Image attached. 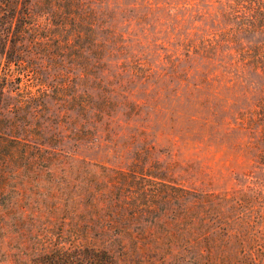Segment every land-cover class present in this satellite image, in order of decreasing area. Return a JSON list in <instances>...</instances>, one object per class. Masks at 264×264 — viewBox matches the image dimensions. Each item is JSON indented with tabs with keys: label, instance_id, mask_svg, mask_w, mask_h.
Listing matches in <instances>:
<instances>
[{
	"label": "trees",
	"instance_id": "16d2710c",
	"mask_svg": "<svg viewBox=\"0 0 264 264\" xmlns=\"http://www.w3.org/2000/svg\"><path fill=\"white\" fill-rule=\"evenodd\" d=\"M124 1L0 0V196L8 177L29 178L44 165L52 174L51 208L57 217L67 210L77 235L69 243L42 241L31 264L212 263L165 254L168 242L158 229L169 213L161 212L159 202L181 200L177 222L191 224L193 191L172 186L173 196L165 179L155 182L151 165L139 167L140 156L150 157L154 146L136 150L127 168L107 160L121 155L111 112L128 106L137 114L140 104L115 100L116 89L103 78L147 80L156 70L141 53L150 45L148 29L140 36L131 26L122 30L124 24H148L152 13L162 19L181 8L199 15L193 39L179 41L193 53L196 105L215 114L218 126L264 138V0ZM129 12L134 18L120 24ZM169 54L183 58L180 48ZM91 83H97L93 92ZM227 113L234 115V125ZM69 139L72 147L66 146ZM20 191L22 201L26 194Z\"/></svg>",
	"mask_w": 264,
	"mask_h": 264
},
{
	"label": "rangeland",
	"instance_id": "374dc122",
	"mask_svg": "<svg viewBox=\"0 0 264 264\" xmlns=\"http://www.w3.org/2000/svg\"><path fill=\"white\" fill-rule=\"evenodd\" d=\"M177 13L165 12L162 19L152 13L148 24L134 22L121 27L127 32L131 26L132 33L140 36L144 34L143 28L148 29L150 45L141 53L156 70L147 80L126 75L103 78L111 80L110 89H116L111 94L115 100L128 99L140 104L137 114L128 106L111 112V130L116 143L121 145V155L111 154L107 160L127 168L136 158V150L144 145L154 146L150 157L146 153L140 156L143 164L139 167L151 165L149 173L157 177L155 182L165 179L169 184L167 190L182 185L193 191V211L188 213L193 217L191 224L177 222L182 214L181 200L172 198L168 202L162 198L159 202L161 212L169 213L158 229L168 242L163 246L166 255L183 253L210 260L211 264H264V138L253 132H240L233 126H218L215 114L196 105L199 91L193 85L197 82L193 53L188 55L187 47L181 48L179 41L181 36L193 39V26L201 18L183 8ZM132 14H124L118 22L134 18ZM176 48H180L181 60H173L169 54ZM90 86L93 92L97 83ZM227 115L234 125V115ZM68 126L70 130L71 125ZM73 143L74 139H69L66 146L72 147ZM21 177H8L6 190L0 196V264H31L30 259L38 253L42 241L69 243L77 239L66 220L67 210L60 211L57 217L59 213L51 208L52 174L46 173V167L43 165L29 178ZM20 190L26 194L22 201ZM171 192L177 195L175 190ZM8 209L13 210L7 212ZM182 226L188 227L189 232L182 230ZM171 240L175 243H169Z\"/></svg>",
	"mask_w": 264,
	"mask_h": 264
}]
</instances>
